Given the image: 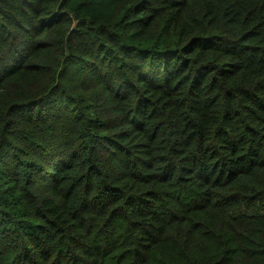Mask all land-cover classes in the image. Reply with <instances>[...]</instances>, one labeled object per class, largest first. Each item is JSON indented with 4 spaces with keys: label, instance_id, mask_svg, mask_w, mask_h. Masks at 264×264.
I'll list each match as a JSON object with an SVG mask.
<instances>
[{
    "label": "trees",
    "instance_id": "obj_1",
    "mask_svg": "<svg viewBox=\"0 0 264 264\" xmlns=\"http://www.w3.org/2000/svg\"><path fill=\"white\" fill-rule=\"evenodd\" d=\"M0 264H264V0H0Z\"/></svg>",
    "mask_w": 264,
    "mask_h": 264
}]
</instances>
